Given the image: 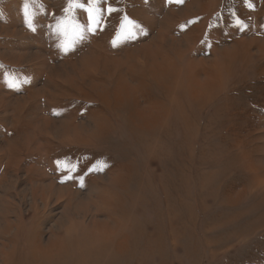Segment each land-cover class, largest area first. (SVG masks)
<instances>
[{"label": "rangeland", "instance_id": "rangeland-1", "mask_svg": "<svg viewBox=\"0 0 264 264\" xmlns=\"http://www.w3.org/2000/svg\"><path fill=\"white\" fill-rule=\"evenodd\" d=\"M72 3L0 0V230L12 224L0 264H264V54L254 42L264 44V0H97L92 13L89 0ZM242 41L248 55L241 47L216 67L220 86L204 102L158 86L166 75L139 90L161 101L162 120L129 119L125 105L108 113L115 87L138 85L143 49L160 48L162 60L185 51L210 71ZM93 53L137 55L82 71ZM105 116V134L82 144L43 128L69 120L91 135ZM50 183L72 190L88 217L71 212L69 224L65 199L33 194ZM39 237L57 246L39 249Z\"/></svg>", "mask_w": 264, "mask_h": 264}, {"label": "bare ground", "instance_id": "bare-ground-1", "mask_svg": "<svg viewBox=\"0 0 264 264\" xmlns=\"http://www.w3.org/2000/svg\"><path fill=\"white\" fill-rule=\"evenodd\" d=\"M203 12L204 11L202 10L201 13H203ZM254 42H256V44L258 45V48L260 51L259 53L264 54V44L259 43V41L256 39ZM241 47L244 51L243 54H245L247 56L250 45L248 47V43H243V41H242L241 43H237L234 48H232L230 50L229 49L223 50L222 52H220L219 55L222 57L223 60L221 61L218 58H215V60H213L214 63L211 64L210 71H209V69H208V71H202L203 69H201V67H202L204 62L194 60V58L191 56V54H190L191 57L185 60L184 59V55H185L184 52L185 51H180V50L175 51V57H176L175 60H173V59L171 60L169 58L162 60V58L160 59V57H159L160 53L162 52L160 50V48H157V50H154L153 52L149 51L148 49H143V50L141 49L142 51L140 52L139 57L142 56L143 60H145L142 65L139 64L141 67L132 68L134 66H132V67H130L131 65L128 66V68L129 67L132 68L131 71H133V74H135L134 75L135 77L139 76V78H137L139 81L137 83L138 85L137 86H129V84L127 82H125L126 86L120 84V86H117V88L115 87V89L110 92L112 95V98L115 100V102L113 103L115 105L110 106L107 103L108 105H106L107 106L106 108L109 109L108 113H110L112 115L111 118L113 119V116L115 114L114 111H112L113 108L118 107L119 105L120 106L125 105V106H128L131 108L130 110L128 108L129 111L127 113L128 114L127 118H129V119H132V120L137 119V120H140L142 122H149L152 120L153 121L162 120L163 117H165V116L164 115L162 116V114L159 115L157 112V108L160 107L161 101L156 103V101L153 100V97L148 96V97H150V99H149L148 97H146L144 95L141 96V94L139 93V90L152 88V86H150V84L151 83H157L159 81L156 78L162 77L164 80V76H166V75H167L166 78H167L168 84H166V83L163 84V82L162 83L159 82L158 86L160 85L162 88L164 87V88L168 89V92L177 90L183 96L188 98V101H189L188 103H191V102L195 103L197 101V99L204 102L206 99H209L212 95L211 93L215 89H217L218 86H220L219 84L221 83V78L217 75L218 73L214 72L216 67L218 68L222 64H227V62L231 61L233 59V57L236 55L235 53H237L239 51V48H241ZM188 50L189 49L187 47V51ZM96 56L97 55L95 53H93V54H90L89 56L85 57L83 60H81L80 67H81L82 71L86 70L87 68L90 69L91 67L95 68L97 63H99V62L102 65L109 64L107 62H112V63H114V65L119 66L121 64H124V65L128 64L130 60H134L133 58H135V56H134V57L130 58V60L125 59V61H119L118 59L115 60L116 58H113L114 59L113 61L112 60L104 61L102 59L96 58ZM106 59L108 60V58H106ZM156 59H159V60L156 61ZM182 60H183L182 66L178 67V64H176V63L178 61H182ZM137 65H138V63H137ZM96 68H98V67H96ZM116 70H117V68H116ZM106 73H108V72L106 71ZM109 73H111V72H109ZM119 74H121V73H119ZM202 75L204 76V78H201ZM121 76H123V75H121ZM99 79L100 78H98V80ZM122 79L120 81H123ZM100 86H103V84ZM89 87H90V85H89ZM92 87H94V86H92ZM103 87L101 89H104ZM108 88H110V87H108ZM90 89H91V87H90ZM91 91L93 92V91H95V89L92 88ZM96 91H98V90H96ZM83 95H85V96H83ZM83 95H81V96H83L85 100L91 99L92 101H94L96 103L100 102V100L103 97H105V96L102 97L101 95H95V97H94V95L90 94V93H87V94L84 93ZM175 99L176 98L174 96L171 100H175ZM143 102L146 103V106L141 107L140 104ZM104 104H105V102H104ZM139 105H140V107L138 108ZM96 110H97V108H96ZM92 111H94V110H92ZM100 112H102V111H100ZM69 117L71 118V116H69ZM107 118L108 117L105 116L103 119V123H101L100 125L99 124L95 125L94 129H92L91 135L86 134L87 137H86V135L83 136V132H84L83 128L84 127H79V125H76L74 123V121L68 120V121H64V122L62 121V123H56L55 124L56 126L54 127L55 128L54 131L52 129L53 126H50V125H52V123L47 121L45 123V125L43 126V128L46 130L47 136H49L50 137L49 139H51L52 141L54 139V136L52 134H55L56 135L55 139L56 140L59 139V140H57V142L62 143L64 145L82 144L86 140L88 142L89 138H90V140H95L98 138L97 136H99L103 132L105 134V131H106L105 126L107 127V123L109 122V120ZM52 137H53V139H52ZM83 137H85L86 139ZM31 143H33V141L32 142L28 141L27 145H30ZM37 151H39V149ZM35 189H37V190H32V191H34L33 194H35V196H39L42 200H44V202H43L44 204H47V202H49L50 198L53 197L54 193L57 194V200L65 199L66 205H65L63 216L65 217L64 218L65 220H67V221L69 220L68 221L69 224H73L74 222L77 221L75 219L70 220L69 214L71 212L75 213V211H76L79 214H82V216L84 218H87L88 215H86V214H88L91 211L90 210L89 212H87L88 208H85L82 203H80V204L70 203L71 199H73V195L71 193V192H73L72 190L63 191L60 188L58 189L55 186V184H53V183H50V184L44 185V186L41 185L40 187L35 188ZM65 193H67V194L65 195ZM99 201H100V199H96L95 202H93V203L91 202V208H92V206L95 207L94 203H96L98 205ZM85 205H87V204L85 203ZM98 213H100V212H98ZM83 214H85V215H83ZM70 215H73V214H70ZM5 217H8V216L5 214V215L1 216L0 218H2V219L4 218V220H6ZM78 221H82V220H78ZM20 223L24 224L21 219H20ZM83 223H84V220L82 221V224ZM91 224L95 227L94 229H96V230L106 232V233L108 232V231H106L105 227H102L103 226L102 222L100 223V220H98V219L97 220L93 219L91 221ZM11 227H12V224L10 222L5 223L4 226L2 227V229L0 230V235H4L7 233L9 234L8 230H10ZM58 233H59V231L57 232V234ZM54 236H55V234H54ZM55 238H57V236H55ZM56 241L57 240L54 239L46 245L43 242H41V239L39 237V238H37V241H34V243H35V246H37L39 249H43L45 247L49 248V247L57 246ZM7 247H8L7 244L6 245L1 244V247H0L1 255L6 259L9 258V255L11 254V253L9 254V252H7V250H5V248H7Z\"/></svg>", "mask_w": 264, "mask_h": 264}, {"label": "snow or ice", "instance_id": "snow-or-ice-1", "mask_svg": "<svg viewBox=\"0 0 264 264\" xmlns=\"http://www.w3.org/2000/svg\"><path fill=\"white\" fill-rule=\"evenodd\" d=\"M96 3H97V0H89V11H90V13L96 11V9H95V5H96ZM72 6H75V7H83V5H80V4H78V3H75V0H73ZM27 7H28V5L26 4V5H25V9H26ZM108 11L111 12V11H113V9L109 8ZM25 15H26V17H27V12L25 13ZM93 18H94V17L90 14L89 19L91 20V19H93Z\"/></svg>", "mask_w": 264, "mask_h": 264}]
</instances>
